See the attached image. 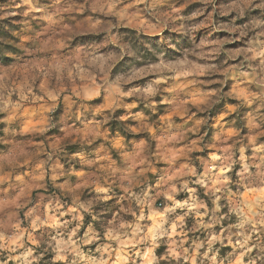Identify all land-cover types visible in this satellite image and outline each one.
I'll return each instance as SVG.
<instances>
[{
    "label": "clouds",
    "instance_id": "9594fccd",
    "mask_svg": "<svg viewBox=\"0 0 264 264\" xmlns=\"http://www.w3.org/2000/svg\"><path fill=\"white\" fill-rule=\"evenodd\" d=\"M0 264H264V0H0Z\"/></svg>",
    "mask_w": 264,
    "mask_h": 264
}]
</instances>
